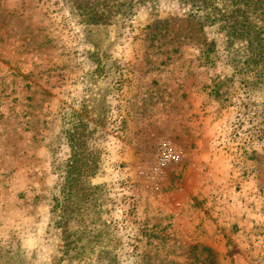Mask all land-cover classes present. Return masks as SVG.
Returning a JSON list of instances; mask_svg holds the SVG:
<instances>
[{"label":"rangeland","instance_id":"1","mask_svg":"<svg viewBox=\"0 0 264 264\" xmlns=\"http://www.w3.org/2000/svg\"><path fill=\"white\" fill-rule=\"evenodd\" d=\"M229 8L138 5L101 29L96 67L63 0H0V264H264V59L229 38ZM81 111L99 199L63 254L52 206ZM161 142L178 157L156 173Z\"/></svg>","mask_w":264,"mask_h":264},{"label":"trees","instance_id":"2","mask_svg":"<svg viewBox=\"0 0 264 264\" xmlns=\"http://www.w3.org/2000/svg\"><path fill=\"white\" fill-rule=\"evenodd\" d=\"M83 25L87 26L86 37L92 51L89 58L99 66L102 63L100 49L102 47L101 29L121 21L124 23L138 5L154 0H63ZM208 2L209 0H203ZM230 8L224 11V18L228 28L229 38L246 39V56L252 61L264 59V0H227ZM250 14L260 20V23L250 19ZM87 102L82 104V110L87 107ZM92 102V101H90ZM74 112L70 121V127L66 130L70 157L64 168L63 182L60 186V198H55L52 212L56 214L54 219L56 227L60 228L64 249L74 250L79 240L77 222L84 219L83 213L90 214L93 207L98 204L97 188L92 185L91 179L99 169V164L94 156V149L89 147V141L94 129L88 126L92 120L88 113ZM93 121V120H92ZM96 120L94 119L93 122ZM81 220V221H80ZM70 222L74 226H70ZM79 226H83L79 225ZM84 230L86 227L83 228ZM63 259V258H61Z\"/></svg>","mask_w":264,"mask_h":264},{"label":"built area","instance_id":"3","mask_svg":"<svg viewBox=\"0 0 264 264\" xmlns=\"http://www.w3.org/2000/svg\"><path fill=\"white\" fill-rule=\"evenodd\" d=\"M178 157V151L171 142H161L154 153L153 171L159 172L163 167L175 161Z\"/></svg>","mask_w":264,"mask_h":264},{"label":"crops","instance_id":"4","mask_svg":"<svg viewBox=\"0 0 264 264\" xmlns=\"http://www.w3.org/2000/svg\"><path fill=\"white\" fill-rule=\"evenodd\" d=\"M206 197H207V198H210L208 194L206 195ZM188 212H190V211L185 210L183 213L186 214V213H188ZM213 214L219 215L217 212H214ZM209 221H210V219H206V218L203 219V222H204V223H207V222H209ZM215 226H216V225H215Z\"/></svg>","mask_w":264,"mask_h":264}]
</instances>
